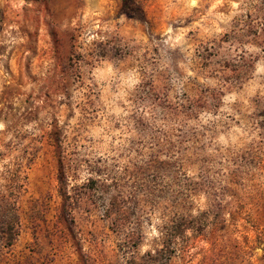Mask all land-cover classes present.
Segmentation results:
<instances>
[{"label": "rangeland", "instance_id": "1", "mask_svg": "<svg viewBox=\"0 0 264 264\" xmlns=\"http://www.w3.org/2000/svg\"><path fill=\"white\" fill-rule=\"evenodd\" d=\"M136 1L0 0V264H264V0Z\"/></svg>", "mask_w": 264, "mask_h": 264}, {"label": "trees", "instance_id": "2", "mask_svg": "<svg viewBox=\"0 0 264 264\" xmlns=\"http://www.w3.org/2000/svg\"><path fill=\"white\" fill-rule=\"evenodd\" d=\"M123 11L133 17H138L142 20L146 19L145 13L142 8L139 6L136 0H121ZM165 116L167 118H176L182 117L183 120L190 118H195V109L193 108H183L175 107H164ZM157 110H152L153 118H157ZM197 113V112H196ZM164 120L163 124L157 126V124L145 125L141 122L143 127H149L153 133L152 136V155H155L154 158H157L159 154H165L171 159L186 158L187 154H192L195 156V127H191L188 124V121L182 124H176L175 120ZM182 120V121H183ZM179 163V162H178ZM181 171L180 176L177 178V185L179 187L180 199L185 203L191 202L195 198V174L191 175L186 170L183 169V164H180ZM12 230V225H9ZM14 236L10 234L8 244H11L14 241Z\"/></svg>", "mask_w": 264, "mask_h": 264}]
</instances>
